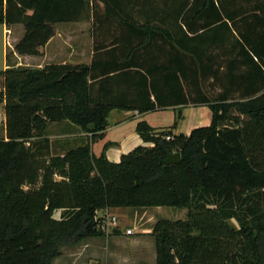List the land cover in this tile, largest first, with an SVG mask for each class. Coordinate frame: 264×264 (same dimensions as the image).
Wrapping results in <instances>:
<instances>
[{
	"label": "trees",
	"instance_id": "16d2710c",
	"mask_svg": "<svg viewBox=\"0 0 264 264\" xmlns=\"http://www.w3.org/2000/svg\"><path fill=\"white\" fill-rule=\"evenodd\" d=\"M163 1L155 25L138 21L142 0H0V23L25 27L20 53L38 54L54 23L92 18L95 57H105L94 61L106 67L1 69L0 100L17 136L0 140V264H53L63 247L107 235L99 210L129 206L187 209L186 219L155 223L157 264H264V15L259 40L231 17L230 33L241 38L213 52L209 42L224 38L209 33L228 26L207 14L214 0ZM190 1L203 19L184 22L198 28L193 36L179 21ZM209 15L220 22L205 21ZM188 105L208 106L211 124L175 134L144 119L136 131L152 145L119 162L106 154L113 141L94 154L113 109ZM176 117L173 128L181 109ZM53 125L87 139L53 152ZM175 152L181 163L165 164Z\"/></svg>",
	"mask_w": 264,
	"mask_h": 264
},
{
	"label": "crops",
	"instance_id": "0c3cea01",
	"mask_svg": "<svg viewBox=\"0 0 264 264\" xmlns=\"http://www.w3.org/2000/svg\"><path fill=\"white\" fill-rule=\"evenodd\" d=\"M180 3L181 2L175 4L173 3L172 7L174 12L177 11ZM214 4L215 5L212 8L213 12L211 11L207 14L212 15L213 13H215L216 15L221 16V20L226 21L229 27L226 26V28H223L222 30L215 28L209 33L212 40L214 36H216V34L222 35V37L224 38L223 41L218 39L217 41H214L212 43L209 42L211 44V46L208 48L210 51L214 52L217 50H232V48H234L232 42L233 40H235L234 35H236L239 39L241 38L240 33L236 31L235 28H233V33H230V27H232L231 17L236 20V23L238 24L242 33L248 35L250 34L252 38H254V40H257L258 37L259 40V38L263 34L261 17L264 15V0H214ZM192 5L193 1H190L188 7L184 8L185 11L183 12V18L182 16H180L179 19L180 24H182L189 36H193V32H196V29L198 28L194 26L195 29L190 30L188 29L187 24L184 22L187 21L188 23L194 25V23L198 22L196 24H199L203 20L197 17V9L191 8ZM163 7V0H155L151 2L142 0L141 4L135 7L136 9L140 8V10L143 11L142 16L139 17L138 21L141 23L145 21H152L153 24L158 25L160 21L159 14L160 11H162L161 8ZM150 12H153V17L147 16ZM211 15H209L207 18L205 17V21L206 19L208 21L212 20L214 16L211 18ZM215 20H217L216 22H220V19ZM19 24L21 23L14 25L2 24L3 31L7 32L8 34L10 33L11 37H13V44H17L18 40H20L25 34L24 29L18 31V33L16 32ZM53 31V36L39 48L40 51L38 54L22 55L24 60L30 63L27 66H30L33 69L44 68L46 66H60L70 68L72 66H90L95 58H98V60L99 58L100 60H105V57L103 55H98V57H95V35L93 30L92 18H90L89 20L86 19L79 21L54 23ZM181 34H184V32L181 31ZM222 62V70L225 73L224 75H227L231 64L229 63V60L226 59V56L223 58ZM94 65V70L97 74H101L103 73L102 71L106 70L105 65L99 63L97 59L96 63L94 61ZM5 66L7 67L8 64H6ZM243 67L245 68V65ZM208 80L210 83H214L213 77H210ZM225 80L230 81L229 79ZM168 108L174 111V109H180L181 107H167L163 109ZM191 109L198 110H194L193 112H191ZM189 110L191 113L189 112ZM149 112L152 111H147L140 114L137 110L113 109L108 117V124L104 132V139L92 145L94 154L100 155L104 148V145L109 141H113L116 142V144L110 146V148L106 151V154L109 160L119 162L121 160V157L124 154H128L127 152L132 150L134 147L150 144L144 142L141 136L138 135L136 131L137 124L140 121L145 119L149 122L150 125L157 129H163L165 126H170L175 121L174 119L173 123L169 125H154L146 118V115ZM182 116H184V118L179 128L177 130H173V133L175 134H179L180 132L189 134L192 129L198 128V126H208L211 124V111L206 105L185 106ZM61 133L64 135H74L77 133V131L74 134H66L63 133V131H61ZM78 134L85 135V137L87 138L85 132L81 131V133L79 132ZM118 209L123 208L111 207L107 209H101L98 211V216H104L107 214L110 215L112 210ZM106 233L107 235L105 236V239H108L110 231L106 230ZM125 235L130 236V234ZM58 258H56L55 260H57Z\"/></svg>",
	"mask_w": 264,
	"mask_h": 264
},
{
	"label": "rangeland",
	"instance_id": "374dc122",
	"mask_svg": "<svg viewBox=\"0 0 264 264\" xmlns=\"http://www.w3.org/2000/svg\"><path fill=\"white\" fill-rule=\"evenodd\" d=\"M22 29L25 31L24 25L19 24L16 32L18 33ZM12 38L10 33L3 31V26L0 23V71L7 68L6 64L15 68H32L27 66L30 63L26 62L22 57V55L29 54H22L17 51L15 49L16 44H13ZM1 87L2 85H0V89ZM184 108H180L182 114L184 113ZM180 109H174L173 111L168 108L152 111L146 115V118L154 125H169L177 118L176 113ZM194 110L198 109H191V112ZM183 118L184 116L180 117L175 128L172 127L173 123L163 129L177 130ZM12 124L13 122L10 121L6 112L5 100L2 99L0 100V140L17 136ZM62 129L64 128L60 125H53L49 129L53 152L74 147L87 139L85 135L78 134L81 131H77L74 135H64L61 133ZM163 129L156 128L158 131ZM59 215L60 212L56 214L57 217ZM110 215L117 216V224L110 223L106 216H103L101 224L106 230L110 231L108 239H105V236L94 237L79 242L75 246H65L62 248V255L54 261V264H157L156 242L152 233L155 223L165 218L170 220L186 219L187 209H179L172 206L147 208L129 206V208L112 210ZM231 224L234 225L233 222ZM129 228L133 229V233L130 236H126V231ZM115 229L119 231V234L114 233Z\"/></svg>",
	"mask_w": 264,
	"mask_h": 264
},
{
	"label": "water",
	"instance_id": "95a60500",
	"mask_svg": "<svg viewBox=\"0 0 264 264\" xmlns=\"http://www.w3.org/2000/svg\"><path fill=\"white\" fill-rule=\"evenodd\" d=\"M182 161V154L180 152L171 153L165 159V164H180Z\"/></svg>",
	"mask_w": 264,
	"mask_h": 264
},
{
	"label": "built area",
	"instance_id": "2783aa9c",
	"mask_svg": "<svg viewBox=\"0 0 264 264\" xmlns=\"http://www.w3.org/2000/svg\"><path fill=\"white\" fill-rule=\"evenodd\" d=\"M168 138H170V137L168 136ZM104 216L108 217L110 223H113L114 225L117 224V216H115V215H109V214L104 215ZM102 217H103V216H102ZM132 233H133V229H132V228H129V229L126 231V234H127V235L132 234Z\"/></svg>",
	"mask_w": 264,
	"mask_h": 264
}]
</instances>
